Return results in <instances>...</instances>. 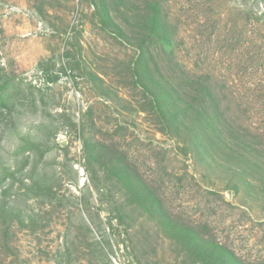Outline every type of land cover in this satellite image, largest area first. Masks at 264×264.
Listing matches in <instances>:
<instances>
[{
    "label": "rangeland",
    "instance_id": "1",
    "mask_svg": "<svg viewBox=\"0 0 264 264\" xmlns=\"http://www.w3.org/2000/svg\"><path fill=\"white\" fill-rule=\"evenodd\" d=\"M187 1L0 0V264H264V68Z\"/></svg>",
    "mask_w": 264,
    "mask_h": 264
},
{
    "label": "trees",
    "instance_id": "2",
    "mask_svg": "<svg viewBox=\"0 0 264 264\" xmlns=\"http://www.w3.org/2000/svg\"><path fill=\"white\" fill-rule=\"evenodd\" d=\"M194 1L204 10L200 22L214 20V30L221 32L218 35L219 42L222 38L221 41L226 42V47L231 50L239 49L241 46L240 48L245 49L252 67L260 65L264 68V21L260 22L251 9L242 8L236 0ZM190 2L191 0L187 1ZM154 14L153 12V17Z\"/></svg>",
    "mask_w": 264,
    "mask_h": 264
}]
</instances>
